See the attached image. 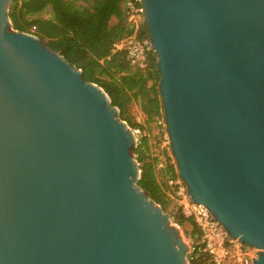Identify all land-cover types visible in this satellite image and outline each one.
<instances>
[{"label": "water", "instance_id": "95a60500", "mask_svg": "<svg viewBox=\"0 0 264 264\" xmlns=\"http://www.w3.org/2000/svg\"><path fill=\"white\" fill-rule=\"evenodd\" d=\"M0 0V264H191L108 93ZM180 180L264 264V0H141Z\"/></svg>", "mask_w": 264, "mask_h": 264}, {"label": "trees", "instance_id": "16d2710c", "mask_svg": "<svg viewBox=\"0 0 264 264\" xmlns=\"http://www.w3.org/2000/svg\"><path fill=\"white\" fill-rule=\"evenodd\" d=\"M45 11L51 13L49 18L40 16ZM129 11L126 0H11L9 4L13 29L35 34L80 68L85 80L108 93L123 121L134 129L145 130L146 125L137 122L132 111L139 104L147 123L164 117L158 89L160 74L154 52L149 54L147 67L138 69L129 63L124 49L115 48L134 34L148 38L143 21L136 24L129 20ZM134 153L141 169L137 185L168 212L173 202L168 181L180 179L176 166L167 161L164 168L158 169L159 158L152 154L147 135L139 138ZM174 209L169 211L173 221L179 226L190 224V234L198 241L201 233L194 218L184 214L182 206ZM188 259L191 264H212L210 256L197 249Z\"/></svg>", "mask_w": 264, "mask_h": 264}, {"label": "built area", "instance_id": "2783aa9c", "mask_svg": "<svg viewBox=\"0 0 264 264\" xmlns=\"http://www.w3.org/2000/svg\"><path fill=\"white\" fill-rule=\"evenodd\" d=\"M130 9L129 15L143 19L141 0H126ZM140 4V5H137ZM132 21V18L130 17ZM33 31L35 28L32 29ZM116 49H124L129 63L138 69H145L148 65L149 54L153 51L149 38L140 39L136 34L125 38L115 45ZM140 135V129H134ZM176 195L181 199L183 212L194 218L201 237L195 242L194 250L205 252L210 256L212 264H253L256 249L249 248L238 239L232 238L226 229L213 217L204 205L194 203L187 191L186 184L181 181H171Z\"/></svg>", "mask_w": 264, "mask_h": 264}, {"label": "rangeland", "instance_id": "374dc122", "mask_svg": "<svg viewBox=\"0 0 264 264\" xmlns=\"http://www.w3.org/2000/svg\"><path fill=\"white\" fill-rule=\"evenodd\" d=\"M40 16L46 19L51 16V13L48 11H45ZM130 17L132 18V21L137 24V21L139 20L138 16L134 17L130 15L129 20H130ZM132 114L137 122L146 125L145 130H140L141 133L140 135H138V138H140L141 136H145V135L149 137V145H150L151 152L154 156H158L159 158L158 169L164 168L166 166L167 161H169L171 164H174L176 166L175 158L173 157L171 150H170V143H169L168 134L166 132V125H165L164 117L156 118L154 122L147 123V116L144 114L139 104H136L134 106ZM177 180H180V179H177ZM171 181L173 180L168 181L169 186H170ZM171 191L169 192V194L173 198V202L170 206L169 211H174L175 210L174 208H176V206L178 205L182 206V204H181V199L176 195L172 187H171ZM169 211L167 213H169L170 215ZM171 220L173 223H175L172 218ZM175 224L178 225L177 223ZM179 229H180V233H181L183 240L189 246V252H188V257H189L191 252L194 251V245H195V237H193L190 234L192 230V226L187 223L184 226H179Z\"/></svg>", "mask_w": 264, "mask_h": 264}]
</instances>
